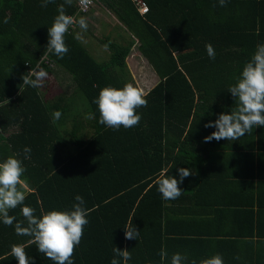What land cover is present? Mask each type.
Wrapping results in <instances>:
<instances>
[{
    "label": "trees",
    "instance_id": "trees-1",
    "mask_svg": "<svg viewBox=\"0 0 264 264\" xmlns=\"http://www.w3.org/2000/svg\"><path fill=\"white\" fill-rule=\"evenodd\" d=\"M77 1L65 6L66 14H76ZM99 1L120 24L116 32L125 30L133 39L120 44L107 36L101 42L109 55L102 63L93 58L101 50L75 39L78 26L65 36L69 52L63 59L45 57L48 27L64 0L47 7H41L42 0H0V161L20 153L32 190L25 204L36 209L37 216L71 210L76 195L84 198L89 223L74 251V264H111L114 247L129 250L128 264H170L176 252L187 255L185 264H200L219 253L209 237L254 234L253 212L244 210L234 219L227 198L236 185L243 184L250 193L251 186H264V179L236 183L218 174V168L209 170L215 166L212 162H200L199 171L178 185L182 195L172 201L162 199L154 180L164 169L179 180L177 169L189 168L192 158H211L214 148L200 145L198 139L209 134L204 125L223 112L226 91L236 82L240 64L264 43V0H243L255 6L242 16V23L232 10L239 0H227L225 7L218 0H142L149 9L145 16L131 0ZM118 35L125 41L124 33ZM135 41L159 81L147 92V107L136 110L142 117L139 124L113 130L98 122L93 100L105 86L132 83L126 58ZM207 43L215 49L214 60L207 55ZM224 62L238 65H220ZM38 64L49 75L64 71L72 92L47 100L40 88L22 85V76ZM55 110L62 116L53 123ZM89 113L95 118L87 119ZM82 130L91 136L84 140ZM25 146L31 148L30 159H24ZM10 215L23 219L19 207ZM130 220L140 231L138 239H125L123 226ZM235 220L239 226L232 229ZM28 240L0 221V264H18L10 249L21 243L35 264H54ZM203 245L210 247L208 253L200 248ZM162 249L168 254L164 260ZM221 256L224 264H264L260 254L241 260Z\"/></svg>",
    "mask_w": 264,
    "mask_h": 264
},
{
    "label": "clouds",
    "instance_id": "clouds-1",
    "mask_svg": "<svg viewBox=\"0 0 264 264\" xmlns=\"http://www.w3.org/2000/svg\"><path fill=\"white\" fill-rule=\"evenodd\" d=\"M219 6L225 7L227 0H218ZM55 0H42L41 7H47ZM73 0H64L59 5L58 14L54 17L48 27V43L46 45L45 57L53 54L63 59L69 52L65 42V36L72 26H78L81 30L75 39L83 40V32L88 29V21L84 16L66 14L65 6H71ZM82 7H88L92 0H79ZM4 23H8L5 18ZM107 47V45H105ZM205 50L210 59H215V49L211 43L205 45ZM48 72L38 64L31 69L27 75L22 76V85L32 88H42L48 78ZM236 82L229 85L227 91L231 93L234 106L228 112H221L214 121H208L205 128H215L210 135L204 137L205 142L216 141H237L245 134H252L253 129L264 127V43L256 45L251 57L245 62ZM23 90L22 88L20 89ZM148 95L143 88L126 83L122 88L111 85L100 89L97 98L93 100L98 107L99 123L113 130L132 128L139 124L141 115L137 109L147 107ZM62 116L60 110L52 113L53 123ZM94 114L89 113L87 119H94ZM24 159H30L31 148H23ZM20 153L10 155L0 161V221L5 226L14 227L15 234L21 237H28V244H35L37 251L44 254L54 264H74L73 255L79 246L84 227L89 223L87 219L90 210L85 208L84 198L75 196L71 210H49L42 211L36 215V209L25 204L28 184L24 178L26 168L18 157ZM179 180L169 175L168 169L161 170L154 184L157 186L161 197L165 201L178 199L183 190L178 186L186 177L193 174L189 168H178ZM20 208L23 219L17 220L16 216L10 215V211ZM125 239H138L140 231L135 228L130 220L124 226ZM114 256L111 264H128L131 260L129 250L113 248ZM10 254L18 264H35V258L29 257L24 244L11 245ZM167 252L162 249L161 259L167 258ZM188 257L186 254L176 252L172 254L170 264H185ZM196 264V261H192ZM200 264H224L223 257L217 253L208 258L202 259Z\"/></svg>",
    "mask_w": 264,
    "mask_h": 264
},
{
    "label": "crops",
    "instance_id": "crops-1",
    "mask_svg": "<svg viewBox=\"0 0 264 264\" xmlns=\"http://www.w3.org/2000/svg\"><path fill=\"white\" fill-rule=\"evenodd\" d=\"M247 2L248 1L243 3V0H239L237 1L238 4L234 6L235 9H232L237 15L236 19L238 22L241 21L242 16H246L249 11H253L255 4ZM262 8L263 12L261 11V24L264 29V5ZM135 44H137V41ZM225 62L220 63V65H228L229 67H235L238 65V63L229 64ZM244 64L245 62H242L240 65L243 67ZM241 70L242 68L236 72V77L239 76ZM231 72L234 73V69H232ZM155 75L157 76V74ZM230 76L233 77L234 74ZM157 78L159 81L158 76ZM233 106L234 100L230 99V96L226 91L225 104L222 106L223 112L224 109L230 111ZM207 131H209L208 135H210L213 131H215V128H209ZM204 137H201L200 141L198 139V143L207 148L214 149L210 155L211 158L191 159V162L193 163L189 165V169L192 170L193 174H196L199 171L197 165L201 164L200 162L210 161L215 166L209 170H215L218 168V174L226 176L227 180L237 183L240 181L242 182V180L251 179L255 183L256 181H259L258 179H264V169H260L264 168V127L254 128L252 134L246 133L244 137H241L237 141H216L213 139L211 142H205ZM209 174L212 175L215 173L210 171ZM236 186L237 187L233 195L228 194L229 197L227 198V201L230 203L232 202L233 204L227 207L232 209V213L235 215L234 219H238V215L242 217L243 214L241 213L244 210H251L254 216V222L252 223L251 230L254 234L233 236L231 234H227L222 237L213 236L209 237L211 241L208 243H211L212 247L217 249L221 255L225 256L229 260H234L233 258L241 260L239 258H242V256L246 257L248 255L252 258V256H256V254H260L262 256L264 255V186L262 185L261 188H259L260 185L251 186L252 188L250 193H248V190H245L243 184H238ZM30 192H32V190L28 187L26 194ZM245 194H247V196H245ZM202 221L203 219H199L198 224L200 226L202 225ZM235 222L236 220L232 224V229H236L239 226L236 225ZM243 226H245V224H243ZM256 232H260L261 235H259V233L256 234ZM200 248L207 253L210 249L208 245L200 246Z\"/></svg>",
    "mask_w": 264,
    "mask_h": 264
},
{
    "label": "rangeland",
    "instance_id": "rangeland-1",
    "mask_svg": "<svg viewBox=\"0 0 264 264\" xmlns=\"http://www.w3.org/2000/svg\"><path fill=\"white\" fill-rule=\"evenodd\" d=\"M84 17L87 18L88 29L86 32L82 33L83 40L81 42L84 46H88V48H96V50L102 51H100L101 53L94 54L95 56L92 55L99 63H102L109 55V53L103 48L104 45L101 42L107 36L110 37V41L117 40L120 44H126L127 42H130V40H133L132 36L126 33L125 30L116 32V28H119L120 24L113 14L105 9L104 4L101 2L97 3ZM110 28L112 30H110ZM78 31L79 33L81 32L80 29ZM122 33L125 34V41H122L121 37L118 35ZM135 43L130 55L126 58V65L132 78L131 82L134 85L143 88L147 93L158 82V78L147 60L138 52V43ZM65 90L67 93H71L73 90L70 77L64 71L57 70L55 71V74L53 73L49 75L47 80H45L44 86L40 88V93L43 94V96L45 95L47 97L46 99L49 100L58 96ZM79 134L84 140L91 136V132L88 130H82Z\"/></svg>",
    "mask_w": 264,
    "mask_h": 264
},
{
    "label": "built area",
    "instance_id": "built-area-1",
    "mask_svg": "<svg viewBox=\"0 0 264 264\" xmlns=\"http://www.w3.org/2000/svg\"><path fill=\"white\" fill-rule=\"evenodd\" d=\"M131 1L137 5V8H138L140 15L145 16L148 13L149 9H148V6L146 5V3L144 1H142V0H131ZM99 2H100L99 0H92V4L85 8L79 4V0H78L77 4H76V6H77L76 14L89 12ZM76 14L74 16H76ZM74 26H72L69 29V32H70V30L74 29Z\"/></svg>",
    "mask_w": 264,
    "mask_h": 264
}]
</instances>
